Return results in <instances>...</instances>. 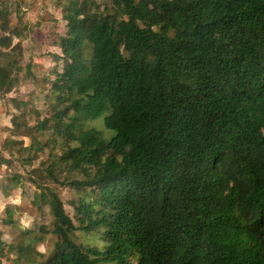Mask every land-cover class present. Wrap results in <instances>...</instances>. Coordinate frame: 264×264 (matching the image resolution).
Wrapping results in <instances>:
<instances>
[{
    "label": "trees",
    "instance_id": "trees-1",
    "mask_svg": "<svg viewBox=\"0 0 264 264\" xmlns=\"http://www.w3.org/2000/svg\"><path fill=\"white\" fill-rule=\"evenodd\" d=\"M63 18L36 128L61 151L48 177L81 175L64 182L74 214L50 190L53 249H9L27 264H264V0H71ZM13 49L0 39L2 94Z\"/></svg>",
    "mask_w": 264,
    "mask_h": 264
},
{
    "label": "rangeland",
    "instance_id": "rangeland-1",
    "mask_svg": "<svg viewBox=\"0 0 264 264\" xmlns=\"http://www.w3.org/2000/svg\"><path fill=\"white\" fill-rule=\"evenodd\" d=\"M70 1L0 0V39L6 37L15 47L11 77L17 80L11 92H0V264H27L17 250L9 249L10 244L17 249L32 242L31 256L37 261L53 249L58 238L50 190L59 196L65 212L74 214L70 201L77 193L64 182L81 175L56 169L57 179L48 177L43 167L61 151L52 144L50 129L36 128L51 115V82L62 66L58 41L66 32L63 14ZM95 1L102 8L109 0ZM9 58L2 56L0 62ZM51 124L49 120L46 127ZM86 125L103 130L100 121ZM75 236L89 245L104 243L96 233L76 230Z\"/></svg>",
    "mask_w": 264,
    "mask_h": 264
}]
</instances>
